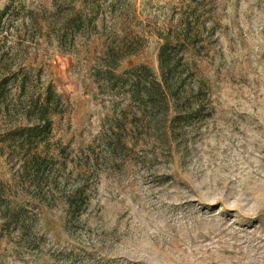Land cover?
<instances>
[{"label":"rangeland","instance_id":"1","mask_svg":"<svg viewBox=\"0 0 264 264\" xmlns=\"http://www.w3.org/2000/svg\"><path fill=\"white\" fill-rule=\"evenodd\" d=\"M10 3L0 51L11 45L19 52L30 74L27 94L44 96L51 85L61 96L49 150L59 157L56 143L66 146L67 169L75 173L82 151L99 152L109 119L128 109V93L93 78L103 67L101 33L64 48L44 35L43 23L28 27L24 17L52 9V0H0V10ZM121 6L135 21L119 16L115 29L130 25L147 42L119 61L116 75L141 66L158 73L167 31L183 30L191 42L180 46L178 68L201 80L205 108L160 140L150 131L134 136L128 122L123 155L101 163L84 210L69 223L65 205L50 207L18 189L13 203L33 210L34 228L24 237L0 218V264H264V0ZM19 168L0 141V180L14 183Z\"/></svg>","mask_w":264,"mask_h":264},{"label":"trees","instance_id":"2","mask_svg":"<svg viewBox=\"0 0 264 264\" xmlns=\"http://www.w3.org/2000/svg\"><path fill=\"white\" fill-rule=\"evenodd\" d=\"M11 8L10 3L0 10V37ZM122 11L121 0H52V9H45L41 14L26 10L24 14L28 27L41 29L43 23L44 35L53 37L64 48L73 46L78 36L101 33L106 47L101 59L103 67L93 69V78L128 93V109L109 119L112 125L100 135L99 152L94 146L82 151L79 163L75 164V173L67 169L70 153L66 146L56 143L59 157H54L49 150L51 116L62 110L61 96L51 85L47 86L44 96L41 93L27 94L30 74L22 62H17L19 52L13 53L11 45L0 51V113L4 121L0 141L20 165L14 174V183L0 180V218L14 225L24 237L31 236L36 216L32 209L13 203L18 189L50 207L58 203L65 205L69 223L84 210L88 187L98 175L101 163L123 155L128 122L134 136L150 131L160 140L159 135L173 129L175 123L190 121L205 108L201 80H189V72L184 76L182 69L178 68L176 55L179 48L191 42L190 33L183 30L167 31L169 35L164 38L158 55V73L141 66L121 76L116 75L119 61L147 42L146 33L135 31L130 25L115 29L113 23L119 16L130 18L129 23L135 21V14ZM6 41L7 35H3L0 44ZM13 87L16 89L14 93ZM171 112L174 113L172 118ZM70 161L76 163L77 159L70 158Z\"/></svg>","mask_w":264,"mask_h":264}]
</instances>
